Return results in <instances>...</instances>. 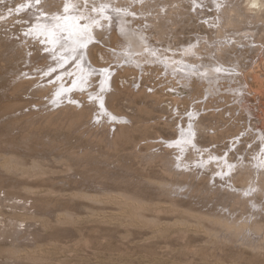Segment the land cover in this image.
Instances as JSON below:
<instances>
[{"label":"bare ground","instance_id":"1","mask_svg":"<svg viewBox=\"0 0 264 264\" xmlns=\"http://www.w3.org/2000/svg\"><path fill=\"white\" fill-rule=\"evenodd\" d=\"M129 1L25 0L1 15L0 25L20 19L26 32H0V71L13 67L0 86V264H48V249L60 248L55 237L45 241L55 226H81L97 254L88 258L101 262L120 264L131 251L163 264L168 249L172 264H260L264 127L249 106L246 55L259 45L264 53V43L235 26L264 22V0ZM147 4L158 9L143 12ZM169 23L177 48L152 40L165 41ZM197 29L208 38L187 36ZM96 42H109L112 57ZM113 57L137 67L147 58L172 82H195L187 101L172 98L177 116L170 121L165 108L170 115L159 119L158 102L142 99L144 77L138 90L120 91L122 75L105 64Z\"/></svg>","mask_w":264,"mask_h":264},{"label":"rangeland","instance_id":"2","mask_svg":"<svg viewBox=\"0 0 264 264\" xmlns=\"http://www.w3.org/2000/svg\"><path fill=\"white\" fill-rule=\"evenodd\" d=\"M15 1H17V2H15ZM22 1L23 0H0V4H2L4 7H3V9H0L1 11V14H0V18H2V17H4L3 15H7V13H9V12H12L14 9H11V7L12 8H15L16 9V11H17V9H19L20 8V6L21 5H23V4H25L26 2L28 3V1H26L25 2V0L23 1L24 3H22ZM134 0H131V1H129V3L131 4L132 2H133ZM187 1L188 0H185L184 1V3L186 4L185 6H187ZM241 1L242 0H239V3H241ZM6 2L8 3V4H6ZM21 2V3H20ZM145 3L146 1L144 0V1H139L138 0V4L140 5V4H142V3ZM17 3H19L16 7H15V4H17ZM26 3V4H27ZM116 3H118V2H116ZM151 3H152V1H151ZM5 4V5H4ZM152 4H154V1H153V3ZM177 4V3H176ZM176 4H174L175 6H176ZM5 6H6V9H4L5 8ZM14 6V7H13ZM8 8V9H7ZM64 8V7H63ZM123 8L126 10V6L124 7L123 6ZM144 8V9H143ZM143 8H140L139 7V9H138V12L139 13H141V11H142V9H143V12H149V13H151V11H153V9H154V11L156 10V9H158L157 7H156V9L155 8H151L148 4L146 5V6H144ZM160 9H162V7H159ZM194 8V7H193ZM192 8V9H193ZM53 9H54V7H53ZM146 9V10H145ZM4 10H6V11H4ZM12 10V11H11ZM2 11H4V12H2ZM7 11H9V12H7ZM56 10H54V12H55ZM92 11H94L93 9H92ZM185 11H187V8H186V10ZM191 12H194V10H191ZM1 15H2V17H1ZM148 15V14H147ZM254 19H252L251 21H252V23L251 24H249V23H247L246 25H245V23H242V24H240V25H236L235 26V29L236 30H240V31H242V29H244L243 27H245V29H247V27L248 28H250L249 30H251V29H253V30H251L252 32H253V37H255V39H256V41H258V43H264V27H262V26H264V24L263 25H261L262 23H264L263 21H261L260 22V20L258 21V20H255V21H253ZM203 21H207V20H200L199 22H202L203 23ZM246 21V20H245ZM15 22H20V23H15ZM23 22V21H22ZM21 21H20V19H18V20H15L14 21V27H13V25H7V24H5V25H0V32H2V33H5V35H8V33L10 34V32L11 33H13V32H15L16 33V35H15V37H17L19 34H23L24 32H26V30H25V28L22 26V25H20L21 23H22ZM253 22L256 24L257 23V25L259 26H255V24H253ZM22 24H25V22H23ZM26 24H28V23H26ZM145 24H147V23H144V26H146ZM18 25V27L16 28L15 26H17ZM243 25V26H242ZM252 27H251V26ZM21 26V27H20ZM23 27V28H22ZM137 27H138V25H137ZM136 27V28H137ZM256 27H258V28H256ZM20 30H19V29ZM263 28V29H262ZM22 29H24V30H22ZM167 29V31H168V35L167 36H163V40H165V41H162V40H160V41H158V40H155L154 38H155V36H153V38H152V40H153V43L154 44H156V45H158V46H160V47H162L163 45L166 47V48H168V47H173V48H177V46L175 45V42H174V37H173V34L174 33H176V28L174 27H172V25H170V23L168 24V27L166 28ZM175 29V30H174ZM257 29V31H255ZM258 29H260V32H258L259 30ZM262 29V30H261ZM13 30V31H12ZM19 30V31H18ZM22 30V31H21ZM6 31H7V33H6ZM198 31V32H197ZM201 30L199 29H197L196 30V32H194V34H187V36L188 37H191V38H197V37H206V38H208V34L209 33H207V34H199V32H200ZM245 31V30H244ZM202 32H204V31H202ZM247 31H245V33H246ZM258 32V33H257ZM261 32H263V33H261ZM18 33V34H17ZM117 34H119L118 33V31H117ZM199 34V35H198ZM2 35H4V34H2ZM4 35V36H5ZM10 36V38H12L13 37V35H9ZM8 36V37H9ZM157 37V39H158V37H159V35H157L156 36ZM181 37L182 38H184V36L183 35H181ZM213 38H216V35H213L212 36ZM252 37V38H253ZM108 38V36L107 37H105L104 38V41H106V39ZM187 38V37H186ZM108 40V39H107ZM205 40H207V39H205ZM215 41H220V39H215L214 40V42ZM255 41V42H256ZM95 42V41H94ZM250 42H251V40H250ZM97 44H99V45H101V47L104 49V50H106L105 52H107V53H109L110 51L109 50H111V52L113 51V47L111 46V44L108 42L106 45L108 46H106L105 44H103V43H99V42H96ZM105 46V47H104ZM111 46V47H110ZM109 47H110V49H109ZM259 48H256L254 51H250L249 53V56H248V54L246 55L247 56V60H246V63H247V65L249 64H251V70H249V72H251V74L249 73V75H250V77L251 78H253L254 79V82H253V79H252V81H251V79H250V81L252 82V86L254 87L253 88V90H254V92L256 93H253L252 95H250L249 97H248V99H249V101H250V107H251V110L253 109V114H254V116L256 117V120L255 121H257L258 122V119H262L261 120V122H262V126L264 127V116H262V114H264V53L262 52V46H258ZM107 48V49H106ZM178 48H181V47H178ZM261 49V50H260ZM258 50H259V52H258ZM109 51V52H108ZM111 52L109 53L110 54V56L112 57V55H111ZM257 52H258V54H257ZM85 57V56H84ZM186 56H183V59H187V60H189V58H185ZM102 57H100V61L101 60H103V58L101 59ZM114 58V57H113ZM112 58V59H113ZM252 58V59H251ZM85 59H87L88 60V58H87V56L85 57ZM112 59H108V60H105L106 62H105V64H109V68H114V75H116L117 74V70L120 72V75H122L121 77L119 76L118 78H117V87L118 88H120V91H123V90H127L128 88L130 89V88H132V87H130V86H133V88H137L136 90H138V88L140 87L139 85L141 84V81H142V77H144V79H145V84L143 85L144 86V90H145V92L146 91H148V92H146L148 95L150 94L151 95V97H149L148 95H147V97H146V93L145 92H143V96H142V99H147V98H150L149 100H150V102L152 103V107H154L156 104H157V102H158V104L154 107V109L157 107V109L158 110H156V115H158L159 113V115H158V117H161V116H163V118L161 117V118H159V119H165L166 120V118L168 117V115H170L168 112H166L167 113V115L165 114V108H168L169 110L171 109L172 110V108H173V106L171 105V102H172V98L174 99L175 97H181V98H183L185 101H187L188 100V96H189V90L190 89H192V87H193V85H195V82L193 83V85L191 84V86L192 87H190V84L189 85H185V87H184V85H182L181 84V82L180 81H175V82H172V78H167V76H165L166 75V70H162V68H158L159 70H156V68H155V65L154 64H152V63H150V61H149V59H145L144 61H145V65H143L142 67H144V66H146L147 68H148V70H145V69H143L142 70V67H137V66H126V64H123V62H121L122 64H120V65H118V61L116 60L115 61V58L112 60ZM250 59V60H249ZM86 60V61H87ZM110 60H111V62L112 63H114V64H112L111 62H110ZM104 61V60H103ZM103 61H101V62H103ZM108 61V62H107ZM252 61V62H251ZM89 62V61H88ZM116 62V63H115ZM104 63V62H103ZM1 65H4V63L3 64H1ZM156 66H158L157 64H156ZM21 67H23V66H21ZM125 68H126V70H125ZM12 69H13V67L12 66H10L9 68H5V69H2L1 71H0V86H3V84H8L9 82V79H10V77H11V73H10V71H12ZM16 69V68H15ZM18 69V68H17ZM127 69H134L135 70V73L137 74H130L129 76H127ZM139 71H137V70ZM144 70H145V72H144ZM125 71V72H124ZM137 71V72H136ZM252 71H253V73H252ZM9 74V75H8ZM124 74H126V76L128 77H126ZM258 77H261V78H258ZM127 78V79H126ZM129 79V80H128ZM126 80H128V81H126ZM131 81V82H130ZM8 82V83H7ZM250 82V83H251ZM98 84L99 83H101V80H99L98 82H97ZM174 83L176 84L175 86H174ZM190 83H192V82H190ZM100 87V86H99ZM126 89H125V88ZM177 87V88H176ZM122 89V90H121ZM175 89V90H174ZM144 93H145V95H144ZM152 94H153V96H155V98L152 96ZM162 95H166V96H168L167 98H166V102H161L160 100L162 99V98H160V97H162ZM160 96V97H159ZM217 97V96H216ZM153 99V100H152ZM157 99H158V101H157ZM160 99V100H159ZM205 100L207 99V97H205L204 98ZM152 100V101H151ZM46 101V100H45ZM154 102V103H153ZM159 102H161V103H159ZM211 102V101H210ZM234 101H232L231 103H233ZM231 103L229 104V105H231ZM153 104H154V106H153ZM160 104V105H159ZM163 105H165V107H163V108H161ZM191 105H192V107H191ZM191 105L189 106V110H188V113H185V112H183V116H185V117H187L189 114H191V111L193 112V108H194V106H193V104L191 103ZM159 106V107H158ZM167 106V107H166ZM169 106V107H168ZM172 106V107H171ZM212 106L213 107H211L210 108V110H213V109H215L216 111H218V109L219 110H221V111H223V108H225L224 106H221V107H219L218 106V104H216V103H212ZM183 107H184V103H182L181 104V106H180V108H181V110L183 109ZM260 108V109H259ZM162 109H163V111H162ZM259 110V111H258ZM157 111H158V113H157ZM160 111V112H159ZM173 111V117H171L170 118V121L172 120V119H174L176 116H177V111H176V107H174V109L172 110ZM240 111V108L238 109V111H236L237 113V115H238V112ZM153 112H155V111H153ZM256 113V114H255ZM258 113V114H257ZM260 113H262V114H260ZM224 117L225 118H230V115H229V113L228 112H226V114L224 115ZM165 120H163V121H165ZM230 121H232V119H230ZM259 139V136L256 138V141ZM238 157H240L239 155H238ZM60 187H62V186H60ZM65 190V192L66 191H68L67 189H65V188H63L62 187V189H60V190ZM63 190V191H64ZM120 207H117V206H112L111 207V209H114V210H112L113 212L115 211V212H117V210L119 209ZM119 211V213H120V209L118 210ZM164 217H166V220H170V218L172 217V216H170L169 214L168 215H165ZM216 225V224H215ZM212 228V227H211ZM216 230H218L219 229V231H220V233L221 232H223V233H225L224 231V229H220V228H218V226H217V228H216V226H214V224H213V230L215 231V229ZM222 230V231H221ZM214 231H212L213 233H215ZM219 231H217V232H219ZM217 234V233H216ZM134 235L136 236V235H138L137 233H134ZM222 235V234H221ZM168 246H169V244H167ZM174 248H176V249H179V248H181V247H179V246H175ZM82 249V248H81ZM79 250V249H73L74 250V252L72 253V249H71V251H70V249L68 248V249H61V248H59V250L58 249H48V251H47V253H46V255H47V257L49 258V259H47V263L48 264H90V262H91V264H119L118 263V261H116V263L115 262H109L108 263V261L106 262V261H104V262H101V261H97L95 258V261H94V259H91V260H82V259H80L79 261H77V260H74V259H72V257H71V255L73 256L76 252H81L80 254L81 255H83L84 257H86L87 256V252H86V250H84V249H82V250ZM56 250H57V253H56ZM62 250V251H61ZM173 250V249H172ZM171 250V251H172ZM53 251V252H52ZM168 249H166V252L168 253ZM130 253H131V255L130 256H128L127 258H124V259H120V264H146V263H148V264H158V263H154L153 262V260L151 259V258H153V257H151L150 256V258L149 259H144V258H141L140 256H138L136 253H132L131 251H130ZM166 253V255H165V258H166V263H163V264H172V262H171V258L168 256V254ZM58 259V260H57ZM118 259V260H119ZM55 260V261H54ZM117 260V259H116ZM53 261V262H52ZM263 261V260H262ZM97 262V263H96ZM229 263H231V262H229ZM264 263V261L263 262H260V264H263Z\"/></svg>","mask_w":264,"mask_h":264},{"label":"crops","instance_id":"3","mask_svg":"<svg viewBox=\"0 0 264 264\" xmlns=\"http://www.w3.org/2000/svg\"><path fill=\"white\" fill-rule=\"evenodd\" d=\"M80 227H81V226H80ZM80 227H79V226H78V227H77V226H73L72 228H69V227H68V228H67V227H63V228H65V229L67 228L69 231H70V229H71V230L73 231V232H72V233L74 234V235H73L72 233H68L69 231H68L67 229H66V230H67V231H66L65 229L62 228L63 230L66 231V233H65V231H64V233H63L62 229H61L59 226H57V227L55 226V227H53V228H54V229L56 228V231H48V232H50L49 235H48V232L46 231L47 234L45 233V234H46V235H45V238H46V237H47V238H46L45 241L48 242V241H47L48 239H50V238H52V237H55V238L52 239V241L55 239V240L53 241V243H54V244H59V245H56V246H58V247H60V248H64V247H66V244H67V243H68V246H71L70 244L73 245V243H75V242H73V241H74L75 239H77V241L75 240V241L77 242V244H79V245L81 246L80 248H82V249H84V250L86 249V252L88 253V255H87L86 258H85L83 255L78 254L79 252H78V253L76 252L73 256L71 255L72 259L77 260V261H79L80 259H82V260H85V259H86V260H91V259L93 258V256L95 257V255H97V254H95L94 251H93V252L91 251V252L94 253V254H90L91 252H89V251L87 250V248H85V247H86V246H85V243H84V241L82 240V239L85 238V237L83 238V236H85V234H82V235H81V233H80V236L78 235V231L81 232V228H80ZM59 228H60L61 231H59ZM76 228H77V229H76ZM54 229H53V230H54ZM74 229H76V230L74 231ZM77 230H78V231H77ZM56 232H57V233H56ZM61 232H62V233H61ZM70 232H71V231H70ZM76 232H77V235H76ZM52 233H55V236H51V235H54V234H52ZM59 233H60L61 236H59V237L57 238V235H59ZM56 234H57V235H56ZM67 235H68V236H67ZM48 236H49V237H48ZM63 236H65V239H66V240L68 239V240H67V241H66L65 239L63 240V239H62V238H64ZM70 236H71V237H70ZM73 236H74V237H73ZM77 236H78V238H80V239L82 238L81 240H82L83 242H82L80 239L76 238ZM60 237H62V238H60ZM66 237H67V238H66ZM56 238H57V239H56ZM59 238H60V240H59ZM69 238H72V239H69ZM73 238H75V239H73ZM61 239H62V240H61ZM50 240H51V239H50ZM58 240H59L60 242H59ZM78 240H79V241H78ZM84 240H85V239H84ZM55 241H56V242H55ZM57 241H58L59 243H57ZM61 241H62V243H61ZM63 241H64V242H63ZM71 241H72L73 243H72ZM42 242H44V239H42ZM49 242H50V241H49ZM66 242H67V243H66ZM81 242H82V243H81ZM60 243H61L62 245H61ZM64 243H66V244L63 246ZM77 244H74V246H71V247H73V249H76V248L80 249V248L78 247ZM82 244H83V245H82ZM60 245H61V246H60ZM75 245H76L77 247H76ZM68 246H67V247H68ZM82 246H83V247H82ZM67 247H66V248H67ZM71 247H70V248H71ZM67 249H68V248H67ZM72 251L74 252V250H72ZM73 252H72V253H73ZM92 255H93V256H92ZM99 256L101 257V254H100ZM81 257H82V258H81ZM88 257H92V258H88ZM87 258H88V259H87Z\"/></svg>","mask_w":264,"mask_h":264},{"label":"snow or ice","instance_id":"4","mask_svg":"<svg viewBox=\"0 0 264 264\" xmlns=\"http://www.w3.org/2000/svg\"><path fill=\"white\" fill-rule=\"evenodd\" d=\"M37 3H39V0H37Z\"/></svg>","mask_w":264,"mask_h":264}]
</instances>
